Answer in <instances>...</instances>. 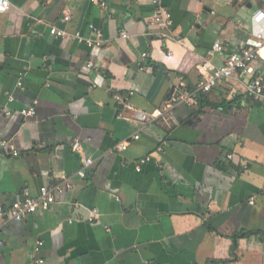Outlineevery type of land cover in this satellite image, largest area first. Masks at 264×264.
<instances>
[{"label":"crops","instance_id":"1","mask_svg":"<svg viewBox=\"0 0 264 264\" xmlns=\"http://www.w3.org/2000/svg\"><path fill=\"white\" fill-rule=\"evenodd\" d=\"M106 1L9 0L0 12V143L19 152L0 147V207L60 188L49 210L1 225L0 264H264V105L246 93L252 77L237 72L198 106L181 100L198 92L213 45L224 48L215 66L242 49L264 0H158L168 30L154 0ZM91 25L99 48L85 43ZM254 68L264 78V57ZM171 101L175 121L135 119Z\"/></svg>","mask_w":264,"mask_h":264},{"label":"built area","instance_id":"2","mask_svg":"<svg viewBox=\"0 0 264 264\" xmlns=\"http://www.w3.org/2000/svg\"><path fill=\"white\" fill-rule=\"evenodd\" d=\"M93 3H96L103 10H106L108 7V3L106 0H91ZM153 4L155 6L154 13V22L162 29L168 30L172 26V17L169 13H166L161 7V3L158 0H154ZM10 7L9 0H0V12H6ZM257 14H260L258 17ZM255 16L252 18V28L251 34L248 39L245 41L244 46L239 52L232 53L227 56L225 62L221 66H215L211 63L210 58H212L215 54L222 53L224 48L221 44L217 43L213 45V47L208 51V58L205 60L201 66L200 72L202 74L203 80L200 85L198 92L194 95L186 94L181 97V100L185 103L194 104L195 106L199 105L200 95L207 94L212 91L221 81L231 79L237 72H241L245 75H250L252 78L246 83V93L249 97H251L254 101L258 103H262L264 105V78L262 76H255V64L260 58H263V50H264V13H260L258 11ZM66 22L71 21V16L66 15L64 17ZM90 29L93 31L94 36L86 39L85 43L89 47H101L103 42L101 40L100 32L93 25L90 26ZM50 35L56 37L61 40L66 39H81V35L79 32L71 33L67 30H60L56 28H52L50 30ZM122 38L126 39L127 35L125 33L122 34ZM143 57L146 58L147 54H143ZM89 69H96L93 63L88 64ZM22 81H19L18 86L22 87ZM114 101L116 104L124 108L128 106L129 96L122 95L119 93H115ZM10 101H13V98H10ZM175 101L167 102L165 105L155 110L153 113H147L142 111L135 112V119L141 123H149L155 119L163 118L165 121L173 120L174 117V108ZM12 113L10 111L7 112V115L10 116ZM20 114L25 119H31L36 116V108L32 106L27 109H23L20 111ZM133 141L140 140V136L136 135L132 139ZM130 146L129 141L120 142L116 149L118 152H125L128 150ZM0 147L2 150L10 152L13 156L18 157L19 152L15 149V147L10 143L3 141L0 143ZM73 149L75 151H80L81 144L79 141H75L73 145ZM161 150V149H160ZM229 159L232 156L228 157ZM151 157L147 156L140 160V164L137 166V170L141 171V166L150 162ZM86 166H91L92 161L87 160ZM80 176L82 178L86 177L85 171L80 172ZM59 187L56 189H50L47 187H43L40 189L39 194L35 197L31 196L28 189H25L24 196L21 200L14 202L10 207H0V227L3 223L16 221L22 222L29 216L35 215L39 211L49 210L50 207L55 203V191H59ZM254 199L250 202L253 203ZM97 211H94L95 215ZM93 219H91L92 221ZM42 242L37 243V247L42 246ZM5 247L4 241L0 238V249ZM41 261H35V264H41Z\"/></svg>","mask_w":264,"mask_h":264}]
</instances>
